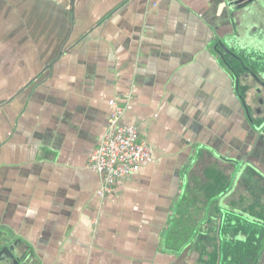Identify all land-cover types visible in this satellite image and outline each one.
<instances>
[{"label": "crops", "instance_id": "crops-1", "mask_svg": "<svg viewBox=\"0 0 264 264\" xmlns=\"http://www.w3.org/2000/svg\"><path fill=\"white\" fill-rule=\"evenodd\" d=\"M252 26L234 0H0V264H208L264 183ZM111 100L151 156L101 197Z\"/></svg>", "mask_w": 264, "mask_h": 264}, {"label": "trees", "instance_id": "trees-1", "mask_svg": "<svg viewBox=\"0 0 264 264\" xmlns=\"http://www.w3.org/2000/svg\"><path fill=\"white\" fill-rule=\"evenodd\" d=\"M226 61L235 72L238 71L235 63L228 58ZM243 61L247 64V60ZM228 181L230 179H225V185L219 187L215 195L210 193V200L216 201L230 188ZM248 192L251 199L242 198L241 213L225 210L221 223L216 225L220 228L219 234L213 232V235H209L213 249L206 252L208 264H256L264 248V183L259 179L252 180Z\"/></svg>", "mask_w": 264, "mask_h": 264}, {"label": "built area", "instance_id": "built-area-1", "mask_svg": "<svg viewBox=\"0 0 264 264\" xmlns=\"http://www.w3.org/2000/svg\"><path fill=\"white\" fill-rule=\"evenodd\" d=\"M112 113L107 127L89 165L102 177L98 195L105 197L115 190L116 183L136 173L142 163L150 158L151 149L140 139L136 127L122 123L125 107L111 100Z\"/></svg>", "mask_w": 264, "mask_h": 264}, {"label": "flooded vegetation", "instance_id": "flooded-vegetation-1", "mask_svg": "<svg viewBox=\"0 0 264 264\" xmlns=\"http://www.w3.org/2000/svg\"><path fill=\"white\" fill-rule=\"evenodd\" d=\"M236 9L241 10V17L242 19L245 18V14L250 16L255 21V27L252 26L251 31H255V37L257 40V50L264 51V0H234ZM255 28V29H254ZM243 37V36H242ZM227 49V47H226ZM238 54V61L241 64V67H244L245 69L249 67V62L243 61L246 60L244 57V52L240 50ZM243 59V60H242ZM264 60V59H260ZM258 60L255 64V67L257 70ZM252 66V65H251ZM264 70V68L259 67ZM259 70V69H258ZM257 80L264 83V81L257 76Z\"/></svg>", "mask_w": 264, "mask_h": 264}, {"label": "rangeland", "instance_id": "rangeland-1", "mask_svg": "<svg viewBox=\"0 0 264 264\" xmlns=\"http://www.w3.org/2000/svg\"><path fill=\"white\" fill-rule=\"evenodd\" d=\"M257 67H262V68H264V60H260V59H258V65H257ZM258 69H260V68H258Z\"/></svg>", "mask_w": 264, "mask_h": 264}]
</instances>
